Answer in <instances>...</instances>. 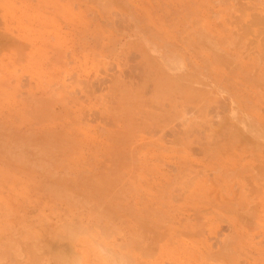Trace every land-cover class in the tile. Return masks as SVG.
<instances>
[{"label": "rangeland", "instance_id": "374dc122", "mask_svg": "<svg viewBox=\"0 0 264 264\" xmlns=\"http://www.w3.org/2000/svg\"><path fill=\"white\" fill-rule=\"evenodd\" d=\"M85 222L130 264H264V0H0V264Z\"/></svg>", "mask_w": 264, "mask_h": 264}, {"label": "clouds", "instance_id": "9594fccd", "mask_svg": "<svg viewBox=\"0 0 264 264\" xmlns=\"http://www.w3.org/2000/svg\"><path fill=\"white\" fill-rule=\"evenodd\" d=\"M68 236L76 247L63 264H130V252L117 235H105L85 222L71 229Z\"/></svg>", "mask_w": 264, "mask_h": 264}]
</instances>
